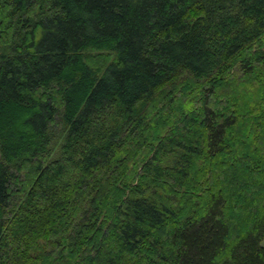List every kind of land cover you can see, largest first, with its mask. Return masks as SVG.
<instances>
[{"label":"trees","instance_id":"16d2710c","mask_svg":"<svg viewBox=\"0 0 264 264\" xmlns=\"http://www.w3.org/2000/svg\"><path fill=\"white\" fill-rule=\"evenodd\" d=\"M264 0H0V264H264Z\"/></svg>","mask_w":264,"mask_h":264},{"label":"rangeland","instance_id":"374dc122","mask_svg":"<svg viewBox=\"0 0 264 264\" xmlns=\"http://www.w3.org/2000/svg\"><path fill=\"white\" fill-rule=\"evenodd\" d=\"M261 245H264V237L261 240Z\"/></svg>","mask_w":264,"mask_h":264}]
</instances>
